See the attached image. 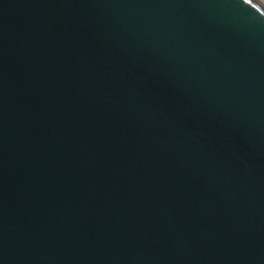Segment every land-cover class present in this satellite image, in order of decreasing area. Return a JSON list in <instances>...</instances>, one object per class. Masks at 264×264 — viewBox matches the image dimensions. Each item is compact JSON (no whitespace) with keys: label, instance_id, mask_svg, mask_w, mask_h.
Masks as SVG:
<instances>
[{"label":"water","instance_id":"obj_1","mask_svg":"<svg viewBox=\"0 0 264 264\" xmlns=\"http://www.w3.org/2000/svg\"><path fill=\"white\" fill-rule=\"evenodd\" d=\"M0 264H264V4L0 0Z\"/></svg>","mask_w":264,"mask_h":264},{"label":"bare ground","instance_id":"obj_2","mask_svg":"<svg viewBox=\"0 0 264 264\" xmlns=\"http://www.w3.org/2000/svg\"><path fill=\"white\" fill-rule=\"evenodd\" d=\"M259 1H261L264 4V0H259Z\"/></svg>","mask_w":264,"mask_h":264}]
</instances>
